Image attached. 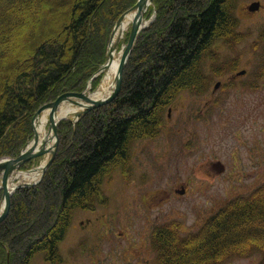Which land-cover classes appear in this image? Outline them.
Instances as JSON below:
<instances>
[{"label":"trees","instance_id":"obj_1","mask_svg":"<svg viewBox=\"0 0 264 264\" xmlns=\"http://www.w3.org/2000/svg\"><path fill=\"white\" fill-rule=\"evenodd\" d=\"M235 1L155 0L156 17L139 35L119 95L84 116L76 132L63 121L58 153L43 180L12 197L0 223V264H30L39 253L46 261L60 259L58 245L74 212L94 208L106 175L129 163L130 143L161 132L180 92L206 89L204 67L215 42L238 36ZM136 2L70 0L59 7L61 22H38L24 37L17 30L32 12V0H0V158L16 157L25 147L41 105L85 89L106 61L115 23ZM38 4V17L56 8L54 0ZM167 228L157 230L160 264H220L254 249L264 264V185L230 201L197 234L183 238ZM211 239L214 246L204 255Z\"/></svg>","mask_w":264,"mask_h":264},{"label":"rangeland","instance_id":"obj_2","mask_svg":"<svg viewBox=\"0 0 264 264\" xmlns=\"http://www.w3.org/2000/svg\"><path fill=\"white\" fill-rule=\"evenodd\" d=\"M54 2L55 11L45 8L38 17V0H32V12L17 34L32 36V26L38 22H61L59 7L70 0ZM255 2H260V10L251 11ZM234 9L238 36L227 44L215 42L210 58L214 60L206 70L210 88L201 94L189 90L178 94L173 102L176 112L164 133L131 147L136 167L130 176L125 178L121 171L106 175L102 202L94 211H77L71 220L59 245L61 264H155L150 238L154 226L168 222L167 229L180 237L197 234L229 201L252 194L264 183V0H236ZM242 69L247 73L234 75ZM217 81L220 85L214 89ZM214 98L215 104L206 109L204 103ZM189 114L194 118L182 123ZM218 161L224 172L216 168ZM183 186L186 193L178 194ZM164 193L170 195L167 201L161 200ZM208 244L204 255L214 240ZM182 252L178 250V255ZM262 258V252L254 249L220 264H258ZM33 264L50 263L40 254Z\"/></svg>","mask_w":264,"mask_h":264},{"label":"water","instance_id":"obj_3","mask_svg":"<svg viewBox=\"0 0 264 264\" xmlns=\"http://www.w3.org/2000/svg\"><path fill=\"white\" fill-rule=\"evenodd\" d=\"M148 1L150 3H153L154 0H139L138 3L131 10L139 9L141 11L144 8L146 2H148ZM125 15L126 14H124V15H122L120 17V19L117 22L116 28L119 26L121 21L124 19ZM140 17H141V15L139 16V18H136V20L133 22V26H132V30H131V34H130V38H129V42H128V46H127V49L124 52V55H123L122 61H121V65H120V68H119V71H118V75H117V79H116V85H115L112 93L107 98H105L103 100H95L92 97L88 96L86 94V92H82V93H65V94L59 96L56 101L50 102V103L44 105L42 108H40L39 111L37 112L36 116L33 119V123L35 122L36 117L44 109H46L48 107H51L52 108V115H51V119H52L51 123L52 124H51V126H52V128L54 130V133H55L56 137H58L57 136L58 124L55 123L53 121V119H54V115L56 114V111H57V109H58V107H59L61 102L70 101V102H72L74 104H77V105L81 106L82 105L81 103H79L77 101H74V100H71V97H78V98H81V99L85 100L87 102V105L84 106L86 109L83 112L77 113V116H81L83 113H86V112L92 110L95 107H99V106H102V105H105V104H108V103L112 102L118 96V94H119V92L121 90L124 67L126 65V62H127L128 58H129L130 54L132 53V49H133V47L135 45V42H136L137 37H138V34H139L140 30H141L140 29ZM116 46L117 45H113V46L111 45L110 46V51H109L108 58L110 57V54H111L112 50H114L116 48ZM108 64H109V61L102 68V70L106 69L108 67ZM241 73H244V71L241 72ZM38 139H39V137L35 133V146L34 147H36V145L38 144ZM57 145L58 144L56 143L55 148L52 150V156H51L50 160L48 161V163L45 165L43 172H45L46 169L53 162V160L55 158V155H56V151H57ZM32 148L26 149L16 159L4 160V161L0 162V171L4 170L2 184H3V190H4V198L6 200L5 209L3 210V212L0 215V222H2L7 217L8 213H9V210H10L11 195H12V192L8 191V180H9L10 174L15 169H18L19 167L24 165L26 162H28L31 159H34L36 157H39V156L45 154L48 151L46 149V143H44L42 145L41 149L34 150ZM27 185H29V184H26V186ZM15 189L16 188H14V190Z\"/></svg>","mask_w":264,"mask_h":264},{"label":"bare ground","instance_id":"obj_4","mask_svg":"<svg viewBox=\"0 0 264 264\" xmlns=\"http://www.w3.org/2000/svg\"><path fill=\"white\" fill-rule=\"evenodd\" d=\"M148 6L149 5L146 4V10ZM140 14L141 13L139 10H134L126 15L125 19L123 20L120 27L117 29L115 33L114 40H113L114 43L118 39H121L123 37L126 30L130 27L132 21L136 18H139ZM123 52L124 51L117 50L112 53L109 66L104 72V78L102 81V85L97 90V92L93 94L94 99H100V98L106 97L114 89L119 67L122 61ZM75 111L77 110L73 108L69 102H64L60 105V108L58 109V112L56 113L54 119L56 121H59L64 117L73 115ZM50 120H51V111L50 109H46L41 114V116H39L36 120L35 127H36L37 133L40 135V141L38 142L36 147H34L35 144H33V142H30V144L28 145V148L33 147L32 149L34 150L41 149L42 148L41 145L42 143H44L43 141H46L47 147L50 148V151L53 150L56 138H55V135L52 129H50L49 131L47 130V127L50 124ZM50 155L51 153H47L43 157H41L39 160L38 166L35 167L34 169H31L29 171L20 170V169L14 170L11 178L9 179L10 180L9 190L11 191L12 188L15 187L16 185H21L25 183L32 184V183L39 181L42 177L43 169L46 163L48 162ZM15 180H17V182H14ZM0 188H1V179H0ZM4 207H5V202L1 204L0 212L2 209H4ZM58 248H59V245H58Z\"/></svg>","mask_w":264,"mask_h":264},{"label":"flooded vegetation","instance_id":"obj_5","mask_svg":"<svg viewBox=\"0 0 264 264\" xmlns=\"http://www.w3.org/2000/svg\"><path fill=\"white\" fill-rule=\"evenodd\" d=\"M215 101H216L215 98L211 100V103H209L208 101H206V102L204 103L205 108H206V109L211 108V107L215 104ZM172 112H173V114H174V113L176 112V110H175L174 108H172ZM202 114H204V112H202ZM183 118L186 119V121L188 122V121L192 118V115L189 114V115H187V116H184ZM131 166H132V160H131L128 164L124 165V167L122 168V171L125 173V175H128ZM215 166H216L217 169H219V165L215 164ZM181 190H186V187L183 186ZM177 192H178V190H177ZM164 194H165V193H164ZM154 197H155V196L152 195V196L150 197L151 200H153ZM169 197H170L169 194H167V195L165 194V196H164L163 198H161V200H163V201H167ZM146 208H149V206H146Z\"/></svg>","mask_w":264,"mask_h":264}]
</instances>
